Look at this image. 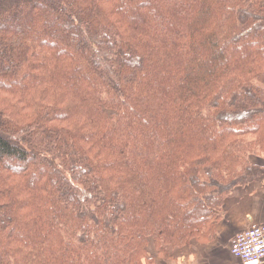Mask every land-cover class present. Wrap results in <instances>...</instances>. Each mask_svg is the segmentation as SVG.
Wrapping results in <instances>:
<instances>
[{"label": "trees", "instance_id": "trees-1", "mask_svg": "<svg viewBox=\"0 0 264 264\" xmlns=\"http://www.w3.org/2000/svg\"><path fill=\"white\" fill-rule=\"evenodd\" d=\"M254 183L264 0H0V264L177 261Z\"/></svg>", "mask_w": 264, "mask_h": 264}, {"label": "crops", "instance_id": "crops-1", "mask_svg": "<svg viewBox=\"0 0 264 264\" xmlns=\"http://www.w3.org/2000/svg\"><path fill=\"white\" fill-rule=\"evenodd\" d=\"M227 201L228 209L216 236L205 244L185 248L177 261L167 264H242L230 253V242L251 219L264 223V183L238 187Z\"/></svg>", "mask_w": 264, "mask_h": 264}, {"label": "built area", "instance_id": "built-area-1", "mask_svg": "<svg viewBox=\"0 0 264 264\" xmlns=\"http://www.w3.org/2000/svg\"><path fill=\"white\" fill-rule=\"evenodd\" d=\"M232 252L244 264H259L264 261V225L254 224L239 233L232 243Z\"/></svg>", "mask_w": 264, "mask_h": 264}, {"label": "bare ground", "instance_id": "bare-ground-1", "mask_svg": "<svg viewBox=\"0 0 264 264\" xmlns=\"http://www.w3.org/2000/svg\"><path fill=\"white\" fill-rule=\"evenodd\" d=\"M254 224H263V225H264V223H261V222H255L254 220L251 219V220L249 221L248 225H247L244 229L239 230L238 232L235 233L233 239H232L231 242H230V243H231V244H230V253L232 254V256H233L235 259H238L242 264H244V262H243L240 258H238V257L232 252V243H233V240L236 238V236H237L239 233H241V232L247 230L249 227L253 226ZM263 263H264V261L261 262V263H259V264H263Z\"/></svg>", "mask_w": 264, "mask_h": 264}, {"label": "rangeland", "instance_id": "rangeland-1", "mask_svg": "<svg viewBox=\"0 0 264 264\" xmlns=\"http://www.w3.org/2000/svg\"><path fill=\"white\" fill-rule=\"evenodd\" d=\"M152 264H167V261L161 257L158 260H156V262H155V256H154V261Z\"/></svg>", "mask_w": 264, "mask_h": 264}]
</instances>
